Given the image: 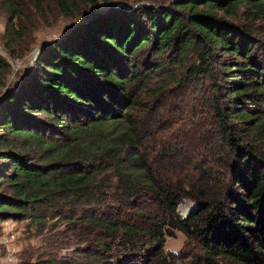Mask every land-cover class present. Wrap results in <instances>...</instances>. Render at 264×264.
<instances>
[{
  "label": "trees",
  "instance_id": "trees-1",
  "mask_svg": "<svg viewBox=\"0 0 264 264\" xmlns=\"http://www.w3.org/2000/svg\"><path fill=\"white\" fill-rule=\"evenodd\" d=\"M51 1L71 24L11 86L0 52V232L8 219L44 232L22 264H264V50L234 21L243 7L264 17V0ZM215 72L229 83L213 110L229 152L205 169L193 147H149L154 96ZM174 229L200 243L197 259L165 252Z\"/></svg>",
  "mask_w": 264,
  "mask_h": 264
},
{
  "label": "rangeland",
  "instance_id": "rangeland-1",
  "mask_svg": "<svg viewBox=\"0 0 264 264\" xmlns=\"http://www.w3.org/2000/svg\"><path fill=\"white\" fill-rule=\"evenodd\" d=\"M14 1L17 2L20 12L12 16L9 0H0V52L11 63L10 72L6 77V87L21 80L27 66L39 55L46 41L63 33L71 24L70 18L64 16L51 0ZM128 1L143 2L145 0ZM124 3L125 0L117 2V4ZM248 15L249 12L243 7L238 10L234 21L250 28L261 40L264 50V17L256 19ZM11 19L15 23L14 26L8 24ZM227 83L217 72L212 77L200 75L187 78L184 76L179 84L165 89L162 95L154 96L156 99L151 100V105H154L158 98L162 105L159 106L156 123L153 126L156 132L155 140L149 143V147L160 148L159 141L167 142L172 147L176 144L177 147H184L186 150L193 147L191 148L195 152L193 157L197 158L193 161L194 164L205 169L212 165L210 159L215 153H221V155L224 152L228 153L230 145L222 138L218 121L213 114L216 105L230 104L227 96ZM218 84H220L219 92L213 95ZM3 89L0 87V92ZM256 107L264 110V103ZM255 144L264 151V128L257 131ZM209 155H211L210 158ZM184 158L175 155L173 159L181 167L180 163L185 161ZM220 159L218 169L213 168L215 176L223 174L222 171L225 169V166L221 164L224 161L223 156ZM186 160L190 158L186 157ZM182 166L186 167L184 164ZM187 173L191 174V171L187 170ZM144 202L154 206L150 199ZM194 206L192 199H184L179 204L178 211L185 216L183 210L192 209ZM49 225H52V221ZM54 226L61 228L64 225L57 221ZM5 227H11L17 233L16 238L12 240L13 252L17 255L19 264H22L23 247L29 243L39 245L44 232L37 233L34 227L27 225V220L8 219L3 224L0 236L5 232ZM44 231L46 232V229ZM6 252H8L7 247L1 244L0 262ZM165 252L175 256L185 255L184 261L190 263L197 259V254L200 253V243L196 239L189 238L182 230L174 229L173 235H166Z\"/></svg>",
  "mask_w": 264,
  "mask_h": 264
},
{
  "label": "built area",
  "instance_id": "built-area-1",
  "mask_svg": "<svg viewBox=\"0 0 264 264\" xmlns=\"http://www.w3.org/2000/svg\"><path fill=\"white\" fill-rule=\"evenodd\" d=\"M16 234V231L11 227H5V232L0 236V245L3 244L8 249V252H6L1 259L0 264H19L18 257L13 252L12 244V240L16 238Z\"/></svg>",
  "mask_w": 264,
  "mask_h": 264
},
{
  "label": "bare ground",
  "instance_id": "bare-ground-1",
  "mask_svg": "<svg viewBox=\"0 0 264 264\" xmlns=\"http://www.w3.org/2000/svg\"><path fill=\"white\" fill-rule=\"evenodd\" d=\"M190 210H191L190 208H187L185 211L183 210V212H184L185 214H187Z\"/></svg>",
  "mask_w": 264,
  "mask_h": 264
},
{
  "label": "water",
  "instance_id": "water-1",
  "mask_svg": "<svg viewBox=\"0 0 264 264\" xmlns=\"http://www.w3.org/2000/svg\"><path fill=\"white\" fill-rule=\"evenodd\" d=\"M40 52H41V49H40ZM193 208L185 216H187L188 214H190L192 212Z\"/></svg>",
  "mask_w": 264,
  "mask_h": 264
}]
</instances>
